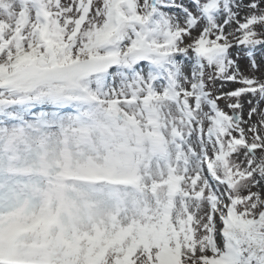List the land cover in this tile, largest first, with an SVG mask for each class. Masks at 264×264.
Here are the masks:
<instances>
[{"label":"snow or ice","instance_id":"1","mask_svg":"<svg viewBox=\"0 0 264 264\" xmlns=\"http://www.w3.org/2000/svg\"><path fill=\"white\" fill-rule=\"evenodd\" d=\"M0 264H264V0H0Z\"/></svg>","mask_w":264,"mask_h":264}]
</instances>
